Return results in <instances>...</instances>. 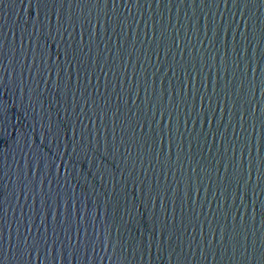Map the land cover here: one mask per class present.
Returning <instances> with one entry per match:
<instances>
[{
  "label": "water",
  "instance_id": "obj_1",
  "mask_svg": "<svg viewBox=\"0 0 264 264\" xmlns=\"http://www.w3.org/2000/svg\"><path fill=\"white\" fill-rule=\"evenodd\" d=\"M0 264H264V0H0Z\"/></svg>",
  "mask_w": 264,
  "mask_h": 264
}]
</instances>
